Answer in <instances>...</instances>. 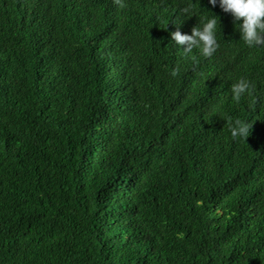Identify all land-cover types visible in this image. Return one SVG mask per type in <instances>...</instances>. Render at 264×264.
<instances>
[{
  "label": "trees",
  "instance_id": "1",
  "mask_svg": "<svg viewBox=\"0 0 264 264\" xmlns=\"http://www.w3.org/2000/svg\"><path fill=\"white\" fill-rule=\"evenodd\" d=\"M215 14L212 55L172 41ZM236 24L210 0H0V264H264V46Z\"/></svg>",
  "mask_w": 264,
  "mask_h": 264
},
{
  "label": "clouds",
  "instance_id": "2",
  "mask_svg": "<svg viewBox=\"0 0 264 264\" xmlns=\"http://www.w3.org/2000/svg\"><path fill=\"white\" fill-rule=\"evenodd\" d=\"M210 2L213 5L219 3L224 11H230L233 14L235 21H237L236 27L241 33L240 39L247 46H264V0H210ZM194 13L189 14L185 8L183 19L186 18L185 14L191 16ZM183 19L178 24L182 23ZM217 23V15L215 14L204 18L202 25L197 23L191 33L182 32L177 28L171 32L172 41L176 45H186L180 47L185 53H190L193 48H199L205 56H210L219 47ZM250 87L251 82L249 80L240 78L231 85V94L236 100H239L249 91ZM250 128L251 123L237 120L231 127V136L233 138H246Z\"/></svg>",
  "mask_w": 264,
  "mask_h": 264
}]
</instances>
